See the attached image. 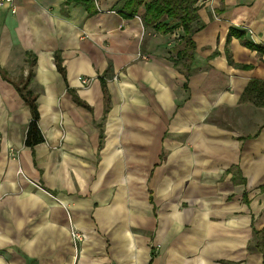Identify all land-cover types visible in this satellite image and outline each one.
<instances>
[{
	"label": "crops",
	"instance_id": "obj_1",
	"mask_svg": "<svg viewBox=\"0 0 264 264\" xmlns=\"http://www.w3.org/2000/svg\"><path fill=\"white\" fill-rule=\"evenodd\" d=\"M124 1L0 8V264H264V108L241 100L264 53L227 44L264 47V0L201 1L188 81L181 31Z\"/></svg>",
	"mask_w": 264,
	"mask_h": 264
},
{
	"label": "trees",
	"instance_id": "obj_2",
	"mask_svg": "<svg viewBox=\"0 0 264 264\" xmlns=\"http://www.w3.org/2000/svg\"><path fill=\"white\" fill-rule=\"evenodd\" d=\"M85 1V0H84ZM203 0H125L121 13L129 17L139 14L141 8L144 13L141 20L145 30H153L156 34H172L174 31H181L179 40L176 41L174 50L175 56L170 58L177 70L182 71L188 81L193 71L195 61L196 43L194 35L205 28L201 22L199 10ZM232 38L241 40L245 47L258 53H264V47L253 43L246 38V32L238 29H230L227 37V44ZM229 63H233L227 50ZM58 59V58H57ZM58 69L64 73L61 61L57 60ZM244 68V67H243ZM31 112L25 144L28 147H35L44 142L43 134L39 128L40 114L37 104V96L28 90V85L18 88ZM241 100L252 103L256 107L264 108V81L251 80L247 85ZM258 237L257 248L264 254V230L255 232Z\"/></svg>",
	"mask_w": 264,
	"mask_h": 264
},
{
	"label": "built area",
	"instance_id": "obj_3",
	"mask_svg": "<svg viewBox=\"0 0 264 264\" xmlns=\"http://www.w3.org/2000/svg\"><path fill=\"white\" fill-rule=\"evenodd\" d=\"M17 1L18 0H0V8H10L11 12L15 14L17 12ZM145 59V56H142ZM83 85L88 84V80L80 79ZM72 238L75 247H77L78 243L83 240V235L75 230L72 231Z\"/></svg>",
	"mask_w": 264,
	"mask_h": 264
},
{
	"label": "rangeland",
	"instance_id": "obj_4",
	"mask_svg": "<svg viewBox=\"0 0 264 264\" xmlns=\"http://www.w3.org/2000/svg\"><path fill=\"white\" fill-rule=\"evenodd\" d=\"M159 153H161V151H159ZM169 153L172 154V152H169V151H167L166 153H164L165 159H167V155ZM153 168H154V165L153 166H150L151 171H152ZM134 170H136V168ZM151 192H152V189H151Z\"/></svg>",
	"mask_w": 264,
	"mask_h": 264
}]
</instances>
